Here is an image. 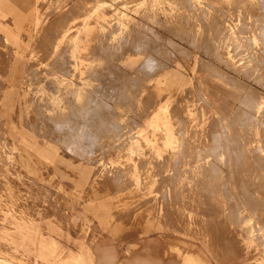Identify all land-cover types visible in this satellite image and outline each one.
I'll list each match as a JSON object with an SVG mask.
<instances>
[{
    "label": "rangeland",
    "instance_id": "1",
    "mask_svg": "<svg viewBox=\"0 0 264 264\" xmlns=\"http://www.w3.org/2000/svg\"><path fill=\"white\" fill-rule=\"evenodd\" d=\"M27 3L24 14L0 0V264H41L33 254L14 259V211L27 213L35 194L21 160L49 157L56 176L67 154L109 162L118 183L130 174L151 184L152 209L154 193L164 194V233L149 234L165 236L158 251L187 243L219 264L227 240L231 264H256L264 255V0ZM83 126L93 137L68 147ZM65 173L38 194L56 199L42 207L59 211L61 247L108 240L116 246H97L95 264H122L146 218L119 213L113 235L84 210L72 217L57 188L72 190Z\"/></svg>",
    "mask_w": 264,
    "mask_h": 264
},
{
    "label": "crops",
    "instance_id": "2",
    "mask_svg": "<svg viewBox=\"0 0 264 264\" xmlns=\"http://www.w3.org/2000/svg\"><path fill=\"white\" fill-rule=\"evenodd\" d=\"M6 1L12 5V11H14V4H17L16 10L18 13L26 14L28 12L27 0ZM130 63L132 64L133 62L130 61ZM49 65L50 64H48V67H50ZM18 67L19 66H15V68ZM87 127L83 126V128H80L81 130H79V128L77 129L81 135L78 137L75 136L76 140L74 141H71L73 139L69 140L68 147H71L73 144V146H77V143L86 139L84 135L88 138L93 137L92 134L87 135L88 132L92 131L90 130L92 126H89V130ZM80 155L83 156L82 153ZM76 157L69 156L68 154L65 157H59L58 162H56L58 165V172L55 173L56 176H52L51 174L49 157L32 155L28 156L27 159L23 158L21 160V163L27 165L25 172L27 178L34 181L29 189H34L35 194L31 204L27 203V213L14 211V259L19 257L18 261L21 259L19 263L26 261L27 257L33 254L36 259L35 263L39 261L41 264H95L97 262L96 260H99V254H96L98 253L97 246L103 244L116 246L107 240V242H96L91 246V252L87 246L82 243H80L76 251L68 246L61 247L58 238L61 236V229L58 216H56L59 211L48 213L47 210L45 213V208H43L44 205H42V203L47 204L48 208H52L54 207V203H56V199H52V195H49L50 199L48 196H46V198L42 196L43 198L41 200L38 194L41 193L40 190L43 189L41 186L42 182H52L57 176L62 178L66 176L65 172L68 170L70 173L72 172V176L74 177L72 190L63 189L60 183H57V188L67 193L71 199L69 206L75 208L71 213L72 217L75 211L84 210L92 214L93 217H95L100 224L104 225L106 229H109L113 235L118 232L119 228L113 226L110 228V226L121 222L119 213L124 212L126 213L125 215L130 218H146L145 222L147 225L143 226V229L139 232L141 237L138 238L137 242L133 245L135 254L129 257H123L122 264H211L207 257L203 255L202 251L189 246L187 243H183L181 246L170 242V244L168 243L169 249L158 251V244L160 241L162 242V240H165V236L160 235L158 238L149 236V234L152 231H156L159 234L164 233L163 226L158 220V218L161 217L162 208L165 206L162 199L164 194L162 195V193H160V195H156L154 193L157 199L154 200L156 207L152 209L148 206L149 203L146 200L148 195L147 190L151 184H148L146 181L140 182L135 175L130 174L126 176L123 175L121 177V182L118 183L116 182L117 178L114 174V170L112 171L108 167H103L104 165L110 164L109 162H103L99 158L95 162H87L86 160H88V158L79 157L80 159L85 158L82 161L78 159V156ZM125 158L128 161L132 159L129 157ZM137 159H139V163L143 161L141 157H137L133 162H138ZM96 164H98V168L96 172H94ZM48 177L50 179H48ZM154 212L156 213L154 214ZM71 216L64 213L65 221L68 222V220H71ZM223 245L225 246V251L223 252L220 250L222 254L218 255L221 256L219 264H231V262L227 260V255L231 253L230 242L224 240ZM179 251L182 253V256H185L184 258L179 256ZM218 253L219 252H217V254ZM106 254V259L111 262L112 257H115L114 248H107ZM259 254L260 258L256 260V264H264V255L261 253ZM21 256L23 258H20ZM161 257H163V259Z\"/></svg>",
    "mask_w": 264,
    "mask_h": 264
},
{
    "label": "bare ground",
    "instance_id": "3",
    "mask_svg": "<svg viewBox=\"0 0 264 264\" xmlns=\"http://www.w3.org/2000/svg\"><path fill=\"white\" fill-rule=\"evenodd\" d=\"M11 3H12V2H11ZM16 5H17V4H16ZM16 5H15V6H16ZM106 40H107V39H106ZM167 42H168V41H167ZM172 47H173V46H172ZM200 65H201V64H200ZM99 100H100V99H99ZM221 130H222V129H221ZM45 132H46V131H45ZM223 135H224V134H223ZM74 140H76V139H74ZM62 141H63V140H62ZM219 141H220V140H219ZM221 145H223V144H221ZM75 154H76V153H75ZM78 158H79V157H78ZM236 158H237V157H236ZM240 161H241V160H240ZM232 166H233V165H232ZM117 180H118V178H117ZM246 191H247V190H246ZM242 192H243V191H242ZM242 192H241V193H242ZM242 204H243V203H242ZM253 215H255V214H253ZM190 264H192V263H190Z\"/></svg>",
    "mask_w": 264,
    "mask_h": 264
}]
</instances>
